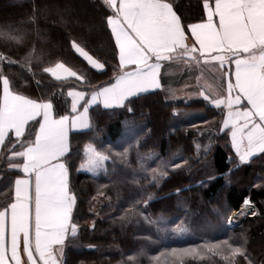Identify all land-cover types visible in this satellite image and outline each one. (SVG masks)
I'll return each mask as SVG.
<instances>
[{"label":"trees","instance_id":"16d2710c","mask_svg":"<svg viewBox=\"0 0 264 264\" xmlns=\"http://www.w3.org/2000/svg\"><path fill=\"white\" fill-rule=\"evenodd\" d=\"M166 2L186 31L205 19L204 0ZM113 14L104 0H0V53L14 61H0V72L11 90L51 102L56 117L71 114L70 90L90 95L119 73L106 22ZM73 41L104 69L91 68ZM57 63L84 81L56 80L44 71ZM224 114L204 98L167 99L159 89L121 107H91L89 129L72 131L64 157L77 233L66 240L62 264H264V153L241 163L223 129ZM38 126L29 122L19 143L9 135L0 148V210L13 201L22 174L10 167L19 163L12 152L34 140ZM89 144L107 157L96 175L80 171ZM97 197L105 201L98 212ZM247 198L260 215H248L234 230L231 213ZM223 240L247 259L209 250ZM185 248L197 253L173 252Z\"/></svg>","mask_w":264,"mask_h":264},{"label":"snow or ice","instance_id":"6c2138e0","mask_svg":"<svg viewBox=\"0 0 264 264\" xmlns=\"http://www.w3.org/2000/svg\"><path fill=\"white\" fill-rule=\"evenodd\" d=\"M113 15L107 17L119 60V73L114 81L91 93L71 90L72 115H53L51 102H37L13 92L10 81L0 72V146L9 133L17 143L29 122L38 121L35 139L26 142L22 151H13V158L22 164L10 167L26 178L14 181V198L0 210V264H21L19 249L23 248L32 264L34 249L42 264H59L55 252L63 255L69 234L75 236L77 225L72 222L75 194L69 188V172L63 158L69 151V131L88 128L89 110L94 105L105 109L124 106L130 98L161 87L158 74L162 61L193 60L211 64L223 72L226 96L212 99L201 93L215 107L225 106L223 129L229 131L232 148L241 163L255 154L264 153V0H204L205 19L188 26L194 43L189 47L180 18L166 0H104ZM3 35V33H0ZM74 51L96 70H103L83 47L72 42ZM14 63L2 53L0 61ZM234 64V72L231 65ZM56 80L82 75L57 63L44 69ZM246 102V103H245ZM83 105L80 111V105ZM14 147V145H13ZM107 157L93 151L87 170L95 172ZM34 178V182H33ZM246 206H251L245 200ZM60 245L55 249L54 246ZM209 250L245 256L228 240L209 246ZM195 255V248L173 252ZM227 259V257H225ZM245 259L247 257L245 256Z\"/></svg>","mask_w":264,"mask_h":264},{"label":"crops","instance_id":"0c3cea01","mask_svg":"<svg viewBox=\"0 0 264 264\" xmlns=\"http://www.w3.org/2000/svg\"><path fill=\"white\" fill-rule=\"evenodd\" d=\"M178 17L180 18L179 15H178ZM180 21H181V24L184 28V25L182 23L181 18H180ZM203 21H199V22H195V23H200ZM184 30H185V28H184ZM185 35L187 37L185 43L189 47H191L192 44L194 43L193 38L191 36V33L189 31L185 30ZM161 64H162V66H161V69H160L159 74H158V80H159V83L161 85L159 90H162L165 94L166 90H169L168 92H171V89H172L174 91V96L172 97V99H186V100L199 99V98H203L201 93H203L204 95L210 96L212 99L221 98V97L227 95V93L225 91L226 82H225L224 77H223V72L229 70L227 66L223 70H217V68L213 67L211 64H205V63H203V61H200L199 63H197L196 61L188 60L186 57L183 59H173L170 61H162ZM52 67H54V66H52ZM234 67H235L234 64L231 65L230 70L233 72H234ZM62 75L66 76L67 78H71V76H67L66 73H62ZM157 90L158 89L150 90V91H147L145 93H148L151 91H157ZM77 91H79V90H77ZM141 94H144V93H141ZM141 94H139V95H141ZM90 95H89V97H90ZM37 102H40V101H37ZM41 102H49V101H41ZM94 106H96V105H94ZM79 107H80V111H82L83 105L81 104ZM114 108H116V107H114ZM218 108L223 109V111L225 113L224 114V119H225V115H226V112L228 111V109L223 105L221 107H218ZM53 115H54V117H56L54 114V110H53ZM69 115H72V113ZM88 117H89V125H91L89 114H88ZM56 118H58V117H56ZM89 127L86 129L70 130L69 131V151H70V136H71L72 131H83V130L89 129ZM25 131H26V129H25ZM9 135L14 136V133H9ZM0 148H1V146H0ZM69 151H68V153H69ZM68 153H66V155ZM256 155H258V154H255L252 157H250L248 159V161L245 163H248ZM16 159L19 160V163H16V164H22L23 163L22 158L17 157ZM63 162H64V158H63ZM18 178H26V177H24V174L22 173L21 176ZM33 182H34V178H33ZM73 209H74V207H73ZM72 214H73V211H72ZM66 240H65L64 245H63V250H64ZM54 248L58 249V248H60V245H56V246H54ZM54 254L56 255L57 260L59 261V264H62V257L60 256L59 252H55ZM19 255H20L21 264H32V262L29 260L27 253L24 251L23 236L22 235L20 237ZM33 257H34L36 264H42V261H40L39 256L35 253L34 232H33Z\"/></svg>","mask_w":264,"mask_h":264},{"label":"rangeland","instance_id":"374dc122","mask_svg":"<svg viewBox=\"0 0 264 264\" xmlns=\"http://www.w3.org/2000/svg\"><path fill=\"white\" fill-rule=\"evenodd\" d=\"M166 89H167V88H166ZM168 91H169V90H166V91H165V96H166L167 99H169V98L172 99V97L174 96V91H173L172 89H171V92H168ZM93 151H97V150L94 148V146H93L92 144H89V145L86 146V148H85V153H86L87 158H86L85 162L80 166V171L96 175L101 169L104 168V166H105V161H106V160H104V161L102 162V166L99 167L95 172H90V171H88V170H87V162H88V158H89V156L92 154ZM101 155H103V154H101ZM103 156H105V155H103ZM97 198H98V200H97V204H98V206H97V208L95 209L96 212L99 211V210H98V207L100 206V204L102 205V204L105 202L101 197H97ZM243 205H245V204H243ZM97 210H98V211H97ZM233 212H234V211H233ZM233 212L231 213V216H230L229 219H231V218L233 217V215H234ZM248 214H249V213H248ZM246 215H247V214H246ZM244 217H245V215H244ZM231 220H233V218H232ZM237 226H238V225H237ZM237 226H235V227H237Z\"/></svg>","mask_w":264,"mask_h":264},{"label":"bare ground","instance_id":"6f19581e","mask_svg":"<svg viewBox=\"0 0 264 264\" xmlns=\"http://www.w3.org/2000/svg\"><path fill=\"white\" fill-rule=\"evenodd\" d=\"M253 207H249V206H246V205H243V208L241 211L239 212H235L234 215H233V220H232V225L233 226H237L239 222H241L245 217L244 215L246 216V214H248L251 209Z\"/></svg>","mask_w":264,"mask_h":264},{"label":"water","instance_id":"95a60500","mask_svg":"<svg viewBox=\"0 0 264 264\" xmlns=\"http://www.w3.org/2000/svg\"><path fill=\"white\" fill-rule=\"evenodd\" d=\"M246 200L250 201V205H251V207H256L255 203H254L250 198H247ZM242 208H243V206H241V208H240L238 211H235V212H239V211H241ZM233 213H234V212H233ZM249 215H251V214H249ZM245 218H246V216H245ZM245 218L240 222L241 225L243 224V221L245 220ZM228 224H229L230 228H232V229H234V230L237 229V228H235V226L232 225V220H231V219H229Z\"/></svg>","mask_w":264,"mask_h":264},{"label":"built area","instance_id":"2783aa9c","mask_svg":"<svg viewBox=\"0 0 264 264\" xmlns=\"http://www.w3.org/2000/svg\"><path fill=\"white\" fill-rule=\"evenodd\" d=\"M251 215H260V211L258 210L257 206L256 207H253L251 209V212H250ZM241 223L239 222L238 225H240Z\"/></svg>","mask_w":264,"mask_h":264}]
</instances>
